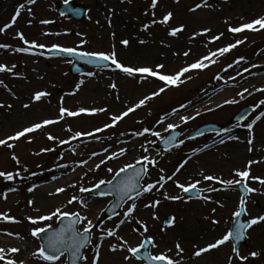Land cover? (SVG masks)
Masks as SVG:
<instances>
[{
	"label": "rangeland",
	"instance_id": "374dc122",
	"mask_svg": "<svg viewBox=\"0 0 264 264\" xmlns=\"http://www.w3.org/2000/svg\"><path fill=\"white\" fill-rule=\"evenodd\" d=\"M64 1L67 0H35V3L0 0V29H3L0 31V43L7 46L0 48V66L13 69L11 75L9 71L0 72V105H3L0 107V140L35 123L58 121L18 141H9L13 148L0 146V171L12 173L15 177L12 181L0 178V214L10 217L9 220L0 219V228L21 226L32 238L38 253L41 242L31 235L32 230L48 224L56 226L58 219L53 217L51 221L34 225L28 218L45 216L60 208L68 213L78 212L97 225L92 229L93 239L85 251L87 259H83L82 264H92L97 245H100L99 264H144L135 258L124 260L131 253L123 247V242L127 241L130 247H138L148 237L153 238L156 245H151L152 255L166 253L179 264H228L229 258L231 264H264V222L247 231L248 243L239 250L240 256L248 257L247 260L242 261L235 256L232 241L201 257L194 256L198 248L215 242L230 231L236 218L233 213L238 210L241 199L237 184L229 186L220 184L218 180L234 181L239 179L236 171L249 170L250 178L246 183L256 191L246 198L245 218L262 215L264 184L254 178L264 179V104H260L264 101V91H261L264 89V74L261 73L264 70V29L239 33L229 29L264 17V0H207V4L200 8L197 5L204 4V0H158L155 9L151 7L152 0H77L90 8L87 19L80 24L59 15L57 6ZM194 8L196 11L191 10ZM18 10L20 15L16 16ZM168 12L173 17L167 25L152 24L153 20L163 19ZM13 19L15 23L7 27ZM145 25L151 27L145 31ZM178 27H183V31L175 37L169 35ZM21 34L29 43L45 47L29 49L28 52L16 51L29 47L19 38ZM217 36L220 38L214 39ZM123 40L129 41L127 47L122 45ZM237 41L243 43L223 56L214 57L216 63L208 68L186 73L181 78L184 83L168 87L114 127L94 136L82 135L76 139H73L76 133L95 132L111 124L113 115L122 114L164 85L154 77H128L114 70V65L109 70L88 67L84 75L76 77L70 72L71 60L53 59L48 64L44 57L47 49L53 46L79 48L87 52L111 53L115 50L117 59L126 66L152 67L155 70L157 65L163 64L162 74H175L210 52H218ZM9 46L15 50L14 54L9 53ZM1 52L7 55L3 56ZM185 52L189 54L185 56ZM238 60L240 63L237 64ZM88 73L95 75L89 76ZM113 83L116 88L111 87ZM56 87H63V92L54 94ZM37 92L48 95L36 101L34 96ZM241 92L243 98L239 95ZM229 100L238 103H225ZM26 104L29 107L25 108ZM247 106L254 108L253 113L245 121L233 123V116ZM61 107L69 111L81 108H103L107 111L61 118ZM182 116L195 119L184 123ZM253 121L250 132L247 125ZM207 122L223 124L230 131L207 134L193 141L186 139L188 134ZM169 124L179 125L175 129L182 130L184 136L179 140V147L166 152L156 145L172 131ZM144 129L149 131L138 135ZM152 132L160 135L154 136ZM48 135L57 139L49 140ZM249 139L253 141L251 145L248 144ZM60 141L70 143L62 144ZM121 149H126L124 155L109 159ZM13 155L19 164L12 159ZM144 157L155 160L156 165L143 161ZM138 160L147 167L143 185L160 181L163 187L157 184L159 190L153 189L151 193H143L135 199L137 207L133 216L128 218L130 222L125 213L133 201L126 203L116 218L102 222L112 197L94 199L91 189L101 181H110L120 168L137 164ZM184 160L188 163L177 172ZM253 161L256 163H251L248 169ZM109 168L112 172L108 171ZM62 173L67 174L57 189L64 188L65 191L57 193L55 189L54 201L49 205L46 204L47 199L39 195L35 198L30 196L26 188L29 181ZM209 175L218 179L205 180L204 176ZM161 177L164 180H160ZM197 181V188L202 192L199 198H185V192L177 187V183L187 187ZM7 187L15 189L14 192L7 193ZM81 188L88 191H81ZM165 195L182 199H165ZM73 196L77 199L69 204ZM156 200L160 201L157 207H145ZM154 216L158 218L154 219ZM170 216L175 217V223L168 227L165 221ZM122 220H125L123 224L120 223ZM213 221L219 223L214 224ZM138 225L142 227L139 229ZM145 226L148 229L146 233L143 231ZM83 227L81 224L79 230L82 231ZM108 229L116 231V236H107ZM101 237H104L102 243ZM177 243L183 249L180 254ZM112 245L120 250L110 251ZM12 247L14 245L5 246V260L0 264H6L7 259L21 264L19 253L10 251ZM252 252L259 255L252 257ZM23 264L47 262L35 256L32 262ZM55 264H67V255Z\"/></svg>",
	"mask_w": 264,
	"mask_h": 264
},
{
	"label": "snow or ice",
	"instance_id": "6c2138e0",
	"mask_svg": "<svg viewBox=\"0 0 264 264\" xmlns=\"http://www.w3.org/2000/svg\"><path fill=\"white\" fill-rule=\"evenodd\" d=\"M176 2H179V0H176ZM29 3H35V0H29ZM158 4V0H152L151 2V7L152 9H155L157 7ZM207 4V0H204V4H198L197 8L203 7ZM21 8H23L24 6L21 5ZM192 11H196V9H191ZM30 11V9H29ZM20 12L19 10L16 13V16H19ZM154 15V13H153ZM173 14L171 12H168L166 15H164L163 19L156 21L153 20L152 24H156V23H160L162 25H167L171 20H172ZM15 23V19L12 20V23L9 24L7 27H11L12 24ZM42 23H48V21H42ZM259 26V27H257ZM149 27H151V25H145L144 30L146 31ZM260 29H264V17H259L255 20H253L250 23L247 24H243L240 27H235V28H230L229 31L233 32V33H239V32H243L245 30H252V31H258ZM0 31H3V29H0ZM183 31V27H178L175 28L173 30L170 31L169 35L175 37L179 32ZM207 31V30H206ZM21 40L24 41L25 44H28L29 47L28 48H18L16 49V51L19 52H28L29 49H34V48H44V45H37L35 42L29 43V41H27L26 39H24L23 35L21 34L19 37ZM220 37L217 36L214 39H219ZM122 45H124L125 47H127L129 45V41L128 40H123L121 41ZM141 43H144V41H141ZM239 43H243V41H237L236 44H232L229 45L227 47L224 48H220L218 50V52H210L209 55L202 57L199 61L188 65L186 67L181 68L177 73L175 74H162L161 70L164 68L163 64H159L156 66L155 70L152 67H135V66H126L123 63H121L118 59H117V54L115 52V50H113L111 53H103V52H86V51H78L76 48H63L60 46H53V48L49 49V51H55L58 53H65L68 56H75V57H79L81 59H88L89 63H95V61H101V62H110L111 65H114L115 68L114 70H119L120 72L124 73L126 76L128 77H144V78H148V77H154L155 79L161 81L164 85V87L159 88L158 91L152 93L149 96H146L144 99L140 100L135 106L128 108L127 111H124L122 114L120 115H113L111 117L112 123L111 124H107L105 125L104 128H98L95 130V132H88V133H76L75 136L73 137V139L79 138L82 135H87V136H94L96 133L98 132H103L105 131L107 128H112L116 125V123H118L119 121L123 120L125 117H127L130 113L136 111L138 108L144 106L147 101L154 99L156 96H159L160 94L164 93L168 87H178L181 83H184L185 81L182 80L181 78L185 76L186 73H189L193 70H203L208 68L211 64L216 63V60L213 59L214 57L219 56H223L225 53L230 52L233 48L237 47V44ZM7 47L6 45L0 44V48H4ZM189 53L185 52L184 55L187 56ZM206 61L208 63H206ZM71 63V61H69ZM240 63V61H237V64ZM97 67H106L107 65H101V64H97ZM231 66V65H230ZM5 71H11V69L7 68L6 66H0V72H5ZM247 71V69H246ZM89 76H93L95 75V73H88ZM217 79H220L219 76L216 77ZM234 79V78H233ZM2 83V82H0ZM83 83V81H81V84ZM112 88H116V84L113 83L111 85ZM77 88H79V85L77 86ZM261 91H264V89H261ZM48 93L46 92H37L34 96V99L36 101L41 100V98L47 96ZM239 95L243 98V92L239 93ZM225 103L228 104H234V103H238V101L236 100H229L226 101ZM260 104H264V101H260ZM0 107H3V105H0ZM10 107V106H9ZM25 108L29 107V105H24ZM211 111V109H209ZM107 111L106 109H92V110H88V109H83L81 108L78 111H69L68 109H65L63 107H61L60 109V116L61 118H63L65 115L70 116V117H76L81 115L82 113H86L88 115H95L97 112H104ZM199 114V113H198ZM262 115H264V113H262ZM189 119H195V117H187V116H182L181 120L184 121V123H187L189 121ZM241 120L247 119V117H241ZM257 119H259V117H257ZM58 121H53V120H45L41 123H35L29 127L24 128L21 131H18L15 135L13 136H9L7 139H3L0 140V146H7L8 148H13L14 145L12 143H9V141H18L23 137L28 136L31 133H34L44 127H46L47 125H51L54 123H57ZM255 123V121H253L252 123H249L247 125L249 131L251 132V129L253 127V124ZM239 126V125H237ZM176 127H179V125H168L169 129H172L173 131L175 130ZM70 131V129H69ZM148 129H144V132L138 133V135H143L145 132H148ZM225 132H229L230 129H225ZM154 136H159L160 134L158 132H152L151 133ZM200 135H203V133H199ZM49 140H55L57 139L56 137H53L51 135H48L47 137ZM194 137H189V139H193ZM232 139H236V137H231ZM176 141V137L172 136L169 137L167 141H165L166 145H171V146H175V147H179L180 145L175 143ZM224 141L221 140V143H223ZM60 143H70V141H60ZM180 143H183V141H180ZM253 143L252 139L248 140V144L251 145ZM145 151H147V148L144 149ZM252 149L249 148V151H251ZM44 151H54V149H45ZM105 151H107V149H105ZM126 153V149H121L119 153L114 154L113 156H110L109 159H115L118 158L119 156H122ZM12 159L15 160L18 164H19V160L18 158L13 155ZM143 161H147L148 163H151L153 166L156 165V161L155 160H149L148 157H144ZM143 161L138 160L137 164L139 163H143ZM86 163V162H85ZM188 163V160H184L183 163H181L179 165V168H177V172H179L180 169H182L186 164ZM251 163H256L255 161L250 162L248 165V169H250L251 167ZM61 167H68V165H61ZM100 165H97V168H99ZM128 169H136V164H129L126 167H122L119 169V171L116 172V177H119L121 173H126L128 171ZM109 172H112V169L109 168L108 169ZM162 171V170H161ZM146 175L147 174V168H141L138 172L135 173V177L134 183H129L126 181H121L119 182L120 184L123 185L121 191H122V196L121 199L124 198V196H127V198L129 200H132L133 202L131 203V205L129 206V208L127 209V212L125 213V218H131L133 216V213L136 210V203H135V199L136 197H133L130 193L132 191H135L137 196L142 195L143 193H151L153 191V189H157V184H160V187H163V184L160 183V181H157L156 183H149L147 184V186H144L142 188V191L140 190V186H139V177L141 175ZM15 175H19V173H16ZM235 175L237 177H239V179L237 180H228V181H224V180H218V182L220 184H227L229 186H232L233 184H241L242 182L247 181L250 178V171L249 170H243V171H236ZM0 177H5L8 181H12L15 177L14 174L12 173H5L3 171H0ZM169 180L173 179V177H168ZM205 180L208 181H212L214 179H218L216 177L213 176H204ZM254 179H258L259 183L264 184V179H259V178H254ZM160 180H164V177H161ZM105 183V181H101L100 184ZM108 184H112V181H107ZM199 181H197L196 183H192L189 186H185L184 184H179L177 183V187H179L180 189L183 190V192L185 193H191L193 190L197 189V185H198ZM100 184H97L96 187L99 188ZM71 187H75V185H70ZM11 191H14L15 189H10ZM33 188H29L28 191L31 192L33 191ZM81 191H88V189L85 188H81ZM159 190V189H157ZM213 191H215L216 189H212ZM244 190L248 193H252L255 192L256 189L250 188L248 187V185L246 183H244ZM65 189L64 188H59L57 189V193L60 192H64ZM102 195H104L105 193H101ZM4 198H7V195L4 194ZM76 197L73 196L71 200L68 201L69 204L73 203L74 201H76ZM165 199H172V200H179L182 199V197L180 196H174V197H169L167 195H165ZM205 200H207V197H204ZM29 203H33V201H29ZM83 203V202H81ZM160 201L156 200L151 204H146L145 207H151V208H155L159 205ZM247 201L244 197H241L240 199V203H239V207L238 210H236L233 215L236 218L241 217L242 214H246V205ZM117 207H119V204L116 205ZM222 206V205H221ZM213 211H215V209H213ZM53 217H56L58 220L61 221V227H59L58 230H52L51 234L47 236L46 238V243L43 244L40 248L38 253H33L34 256H38L39 258H42L45 261H49L52 262V264H55L56 261H59L61 259L62 256L65 255V253H70L71 257L73 259V261L75 260H79L82 257L79 255L80 250L82 248H84L85 246L91 244V234H92V229L97 227V225L93 224L91 220H89L86 216L85 217H81L80 214L77 213H68V212H64L62 209L57 208L54 211H52L50 214L45 215V216H40L38 218H32L29 217L28 219L30 220V222L34 225L36 224H40L41 222L44 221H51L53 219ZM65 218H68V223L67 224H63V220ZM154 219L158 218V217H153ZM0 219L3 220H9L10 217H8L6 214H0ZM86 221V223H85ZM125 222V220H122L120 223L123 224ZM128 222H130V219H128ZM261 222H264V215H261L259 217H255V218H251L249 220H247V222L245 223H237L235 226V230L234 231H228L225 235H223L221 238L217 239L215 242L209 243L207 244L205 247L202 248H198V250H196L194 252V256L195 257H201L202 255L209 253L215 249L220 248L221 246L225 245L226 243H228L229 241L235 240L236 242H239L243 239H245V235H246V230L247 229H251L254 225H257ZM137 223H140V221H137ZM175 223V217L170 218V220L168 221V227H171L173 224ZM214 224L219 223V221H213ZM78 224H84L83 230L80 231L77 228ZM49 229H52V225L48 224L45 227H37L34 228L31 232V235L33 237H37L40 238L42 233H48ZM163 230V229H162ZM143 231L146 233L148 231L147 227L145 226ZM8 235H12V233H8ZM106 235L109 237H113L116 236V231H113L111 229L106 230ZM104 237H101V243L103 241ZM122 239V238H120ZM152 245L153 247H155V241L153 238L148 237L146 239H144L138 247H130L127 245V241L123 242V247L127 248V251L131 253V256H125L124 260L128 261L131 260L132 258H135L136 260H141V259H147L150 264H179V261L173 260L172 258L168 257L166 253H161L159 255H151L149 253H145V255L143 257H141L140 255H138V253L141 251V249H145L148 245ZM100 245H97L95 248V256L93 257V261L92 264H99V260H100V251H99ZM176 248L178 250V254L183 252V249L181 248V245L179 243L176 244ZM120 249L117 248L116 245H112L110 247V251L112 252H116ZM10 251L12 253H16L19 251L18 248H11ZM232 251L235 253V256L237 258H239L240 260H247L248 257L246 256H240V252L238 250V248L233 247ZM5 253L6 250L4 248H0V261H4L5 260ZM250 255L252 257H256L259 255V253L257 252H252L250 253ZM83 259H87V257H83ZM6 264H16V262L12 259H7L6 260ZM21 264H23V262H21ZM228 264H231V258H229V262Z\"/></svg>",
	"mask_w": 264,
	"mask_h": 264
},
{
	"label": "water",
	"instance_id": "95a60500",
	"mask_svg": "<svg viewBox=\"0 0 264 264\" xmlns=\"http://www.w3.org/2000/svg\"><path fill=\"white\" fill-rule=\"evenodd\" d=\"M60 11L63 13V14H69L71 15L73 18L77 19V20H81L85 17L86 15V8L83 6V5H80V4H77L75 3L73 0L69 1L68 3H64L62 5H60ZM49 54L50 56L54 57V56H65L67 58H74V63L72 65V73L75 74V75H79V74H82L85 72V69H84V65H89V66H93V67H97L96 65L97 64H101V65H107L106 67L109 66V62H101V61H95V63H89L88 62V59H81L79 57H75V56H68L67 54L65 53H58V52H55V51H49ZM251 108L248 107V108H245L243 111H241L240 113H238L235 117H234V120L236 121H240L241 117H245L247 116L250 112H251ZM221 128V126L219 125H216V124H207V125H203L201 126L194 134L191 135V137H198V136H201L199 133H206V132H209V131H214V130H219ZM182 135V132L181 131H174L172 132L167 138L163 139L160 143L159 146L161 147H164L165 149H170L174 146H171V145H166L165 141L168 140L169 137H172V136H175L176 137V141L175 143H177L179 137ZM141 168H144V166L142 164H138L136 166V169H128V171L126 173H121L119 177H115L113 180H112V184H103L101 185L99 188H96L94 189L92 192L93 194L96 196V197H104V196H113L114 199L113 201L111 202V204L108 206L107 210H106V217L107 218H112V217H115L116 215L119 214L120 210L122 209V207L125 205V203L127 201H129V199L127 198V196H124L123 199H121V196H122V187L123 185L120 184L119 182L121 181H126V182H129V183H134L135 180H134V177H135V173L138 172ZM144 178V175L142 174L140 177H139V186H140V190L142 191V185H141V181L143 180ZM240 189L242 190L243 192V195L245 196L246 195V191L244 190V184H240ZM197 191H194V192H191V193H196ZM101 193H105L104 195H102ZM191 193H188L191 194ZM133 197H137V194L135 191H132L130 193ZM119 204V207H117L116 205ZM243 216L244 214L241 215V217L237 218L234 226H233V229L232 231L235 230V226L237 223H245L247 221H243ZM68 223V218H65L63 220V224H67ZM59 227H61V221H59V224H58V227L57 228H52V229H49V232L48 233H42L41 234V240L43 242V244L46 243V238L48 235L51 234L52 230H58ZM92 237V235H91ZM235 241V240H234ZM243 242H246V235H245V239L239 241V242H236L235 241V248H238L239 245ZM88 247L85 246L84 248H82L80 250V253L79 255L82 257L81 259L79 260H75L73 261L72 257H71V254L68 253V264H80L81 263V260L83 259V252H84V249ZM149 247L150 245H148L145 249L146 251L144 253H138V255H140L141 257H143L145 255V253H149ZM147 261V264H150V262L147 260V259H144Z\"/></svg>",
	"mask_w": 264,
	"mask_h": 264
},
{
	"label": "bare ground",
	"instance_id": "6f19581e",
	"mask_svg": "<svg viewBox=\"0 0 264 264\" xmlns=\"http://www.w3.org/2000/svg\"><path fill=\"white\" fill-rule=\"evenodd\" d=\"M66 174L67 173L53 174L51 176L45 175L37 179H32L27 183L26 188H33L34 190L29 192L30 196L35 198L37 195H39L40 198L47 199L46 204L49 205L52 201H54V192H56L55 189L60 187V182ZM166 183L168 182L166 181ZM6 190L10 191V187H7ZM8 233H12V235H8ZM18 238H24L26 242L21 243L19 242ZM0 243L2 246L1 248H5L6 245H17L19 243V251L17 253H19L20 260L23 263L31 262L32 259H34L33 253H36V251L33 247L32 238L28 236L27 232L21 226L10 225L0 228Z\"/></svg>",
	"mask_w": 264,
	"mask_h": 264
}]
</instances>
